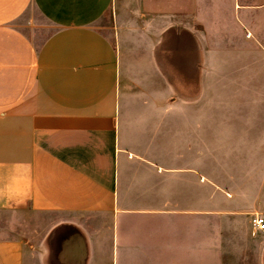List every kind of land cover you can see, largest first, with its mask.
<instances>
[{"label": "crops", "instance_id": "0c3cea01", "mask_svg": "<svg viewBox=\"0 0 264 264\" xmlns=\"http://www.w3.org/2000/svg\"><path fill=\"white\" fill-rule=\"evenodd\" d=\"M213 1L205 2L206 18L213 17ZM221 2V15L229 14L243 34L246 24L251 30L264 18V1ZM197 3L0 0V214L59 216L46 223L41 239L49 244L44 251L49 264H122L121 246H133V217L181 215L176 209L132 207L129 193L144 187V167L151 168L154 179L166 174L122 146V49L128 41L164 49L166 32L183 25L185 38L172 32L171 70L197 73L195 22L182 20L197 18ZM31 6L54 28L39 46L17 25ZM254 132L259 137L254 147L261 149L264 123ZM262 168L257 194L242 204L229 191L223 198L227 213H250V227L253 215L264 217V163ZM208 203L212 208V200ZM251 232L264 234L252 227ZM27 244L22 236L0 237V264H26L32 251ZM59 245L76 248L64 255L56 250ZM102 245L111 248L101 254Z\"/></svg>", "mask_w": 264, "mask_h": 264}, {"label": "rangeland", "instance_id": "374dc122", "mask_svg": "<svg viewBox=\"0 0 264 264\" xmlns=\"http://www.w3.org/2000/svg\"><path fill=\"white\" fill-rule=\"evenodd\" d=\"M205 2L198 0L196 19L182 16L195 22L197 73L185 78L171 70L167 52L173 34L187 36L183 25L166 32L164 49L129 41L122 49V146L166 174L154 179L144 167V187L129 193L132 207L181 212L133 217V246H121L122 264H264V234L252 235L250 213L230 214L223 204L226 191L242 204L262 187L264 143L255 149L254 127L264 123V18L251 30L246 24L243 34L229 14L221 15V0L213 1L212 18L204 16ZM17 25L37 46L54 31L33 6ZM259 132L263 135L262 127ZM58 217L0 214V237H25L32 250L26 264H49L44 256L49 244L41 239L46 223ZM75 248L56 246L64 255ZM110 248L102 245L98 252Z\"/></svg>", "mask_w": 264, "mask_h": 264}, {"label": "built area", "instance_id": "2783aa9c", "mask_svg": "<svg viewBox=\"0 0 264 264\" xmlns=\"http://www.w3.org/2000/svg\"><path fill=\"white\" fill-rule=\"evenodd\" d=\"M251 227L254 232H264V217L261 215H253L251 218Z\"/></svg>", "mask_w": 264, "mask_h": 264}]
</instances>
